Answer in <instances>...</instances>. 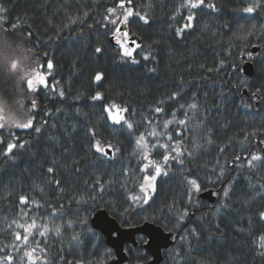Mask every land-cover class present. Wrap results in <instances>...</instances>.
I'll list each match as a JSON object with an SVG mask.
<instances>
[{
	"label": "trees",
	"instance_id": "obj_1",
	"mask_svg": "<svg viewBox=\"0 0 264 264\" xmlns=\"http://www.w3.org/2000/svg\"><path fill=\"white\" fill-rule=\"evenodd\" d=\"M117 3L0 0L6 9L0 13L6 57L0 97L8 109L19 111L21 122L33 120L28 129L0 127V247L5 248L0 256L11 252L14 264H28L29 248H12L13 221L30 223L35 217L49 229L43 237L35 231L29 241L44 250L38 253L41 264H108L114 252L89 222L104 209L121 227L149 222L171 232L172 244L162 251L160 264H264V249L257 246L264 235L259 218L264 212V0H205L192 10L189 28H184L190 13L180 8L183 0H132L133 10L148 20L132 17L123 29L129 33L124 43L135 49L132 57L122 56L112 25L105 26L107 9ZM252 4L255 10L245 13ZM178 28H184L180 36ZM246 61L254 66L251 78L242 73ZM36 68L47 86L29 91L24 75ZM97 92L103 99L94 101ZM111 103L129 109L131 133L110 124L103 109ZM193 103L197 108L189 109ZM158 104L164 109L160 114L154 111ZM173 112L186 127L173 123L165 137L170 133L181 141L183 163L170 159L163 166L168 174L153 182L148 203L133 201L144 175L154 173L140 171L144 161L135 140L144 133L150 145L156 143L147 133L153 127L164 131L163 121ZM97 140L119 151L101 156L91 147ZM9 142L17 147L5 156ZM163 151L152 150L150 158L162 162ZM253 155L261 159L249 166ZM190 179H197L199 192ZM205 190L213 191L215 203L198 198ZM21 196L28 198L26 205ZM144 242L138 235L136 246L125 244V264H148Z\"/></svg>",
	"mask_w": 264,
	"mask_h": 264
},
{
	"label": "snow or ice",
	"instance_id": "obj_2",
	"mask_svg": "<svg viewBox=\"0 0 264 264\" xmlns=\"http://www.w3.org/2000/svg\"><path fill=\"white\" fill-rule=\"evenodd\" d=\"M204 2L205 0H183V3L180 5V8H187L190 13L185 18L187 22L184 25V28L191 27V21L193 20V15L191 14L192 10L200 7L201 5L204 4ZM131 5H132V0H118V3L116 4V6L109 7L107 9L108 14L104 16V20L106 21L105 26H107L108 24L112 25V29H111L112 34L113 36L116 37V43L120 46L123 57H132L135 51V49L130 50V45L124 43L125 40H128L129 33L124 31L123 29L130 23V18L138 17L140 21H143L145 24L148 23L147 18L144 15H141L140 12L134 11ZM256 6L257 5L255 4L249 5L248 7L243 8V11L245 13H251L255 10ZM208 7L213 8L214 6L209 4ZM180 8L177 9L178 12L180 11ZM5 11L6 9L0 7V13L5 12ZM118 12L120 13L119 15L117 14ZM0 21H3V17H0ZM13 28H15V25H13ZM184 28H178L176 30V35L177 36L182 35ZM136 47L138 48L139 45L137 44ZM100 51H101L100 48L96 49V52L99 53ZM143 58L145 60H148L150 58L149 54H145ZM133 62L135 63L136 61L133 60ZM10 67L14 71L17 68V62L13 61ZM47 67L49 70H51L53 67L52 63L49 62ZM95 79L97 81H100L101 75L97 74L95 76ZM24 80H26L29 91H35L40 86H45V87L47 86V78L43 74V72L38 68L33 70L31 73H25ZM59 95L63 97L64 92L61 91ZM175 98H176V93H173L171 99L174 100ZM92 99L94 101L102 100L103 96L100 92H97L92 97ZM183 107L184 106L181 105V108ZM32 108L33 109L36 108L35 101L32 102ZM188 108L196 109L197 105L193 103V104L188 105ZM103 111L106 114V117L108 121L110 122V124L115 125V126H121L122 128L126 127L129 133L132 132L134 128V124L130 122L129 119H127V113L129 111L127 107L121 106L117 103H111V104L105 105ZM154 111L155 113L160 114L164 111V109L158 104V106L155 107ZM172 117H173L172 119L163 121L164 131L162 132L157 131L156 128L153 127L152 131L147 133V136H150L156 139V143L150 145L144 133H141L135 140L137 147L140 149V153H139L140 159L144 161L142 167L140 168V171L142 173H146L154 169L153 174L144 175V184L141 185V192L144 193L143 201L145 204L148 203V200L150 198L148 195V189L151 188L153 191L155 190L153 182L156 181V179L159 176L161 175L166 176L168 174L163 166L167 165L170 159L179 160V158L183 155V152L181 150V141L180 140L173 141L172 135L168 133L167 136L165 137V133L168 132L169 126L173 123H176L181 127H186V120L185 119L177 120L175 112H173ZM32 125H33V120L29 118L27 119L26 122H21V121L15 122L14 127L20 128V129H28L32 127ZM0 127H4V124H0ZM35 131L39 133L41 129L36 128ZM93 135H95V133H93ZM176 135L181 136L182 135L181 131L178 130ZM162 138L164 139L163 143L160 142ZM0 144H2V142H0ZM16 147H17L16 143L9 142L4 151V155L8 156L10 153H12L13 149H15ZM19 147L23 148L24 145L20 144ZM91 147L96 153H99L101 156H105V157H112L114 156L115 152L119 151V149L114 148V146L111 144L102 145L99 140L95 141L91 145ZM154 149L164 150L163 156H162V162H158L150 158L151 151ZM221 152H223V149H221ZM173 153L175 155H173ZM188 154L191 155L192 153L189 152ZM237 159H239V157H237ZM260 159H261L260 156L253 155L251 159L248 161L249 166L253 165V161H257ZM179 162L182 164L183 160H179ZM53 171L54 169L52 167H49L47 169L48 173H53ZM188 184L195 191L197 192L200 191V185L198 184L197 179L188 180ZM224 195L225 196L228 195L227 189H225ZM130 199L133 201H138L140 197L130 196ZM27 203H28V198L25 196H21L20 204L26 205ZM187 214H188L187 210L185 209L183 215H181L179 219L183 220L185 216H187ZM27 215L28 214L26 212L21 213L22 218H26ZM259 218L261 221H264V212L260 213ZM13 224L15 225V229H16V231L14 232V241L12 244L13 250L18 252L22 246L28 247L29 250L24 251V257L27 258L28 264H41L40 256L38 255V253H42L44 250L39 248V245H37L36 247H31L29 241H30V237L33 236V233L35 231H38L39 235L42 237L47 235L49 231L48 226L46 224L43 226L38 224L35 217L31 219L30 223L27 222V219H25L24 223L13 221ZM69 224H71V222H69ZM19 230H22L23 234H21V231ZM55 231L59 233L60 227L57 226L55 228ZM259 241L260 243L257 246L264 249V235L259 237ZM4 251H5V248L0 247V252H4ZM0 264H14V258H13L12 253L9 252L5 256H0Z\"/></svg>",
	"mask_w": 264,
	"mask_h": 264
},
{
	"label": "water",
	"instance_id": "obj_3",
	"mask_svg": "<svg viewBox=\"0 0 264 264\" xmlns=\"http://www.w3.org/2000/svg\"><path fill=\"white\" fill-rule=\"evenodd\" d=\"M131 40L133 41L134 38ZM113 45L115 46L114 43ZM131 45L133 44L131 43ZM256 51V47L251 49V53ZM241 69L245 77L251 78L254 74V66L248 61L243 63ZM198 198L210 203L216 202V196L213 195L212 190L200 192ZM89 222L91 228L102 234L105 244L114 252V256L108 264H125L128 258L124 246L127 243L136 246V236L138 235L145 238L143 250L150 256L148 264H160L163 258L162 251L168 249L172 244L173 234L171 232H166L161 227L149 222L133 227H121L104 209L95 211Z\"/></svg>",
	"mask_w": 264,
	"mask_h": 264
},
{
	"label": "rangeland",
	"instance_id": "obj_4",
	"mask_svg": "<svg viewBox=\"0 0 264 264\" xmlns=\"http://www.w3.org/2000/svg\"><path fill=\"white\" fill-rule=\"evenodd\" d=\"M2 51L3 50L0 48V66H1V64H3V61L6 60V57H5V55L3 54ZM9 64L11 65V63H9ZM10 69H11V67H10ZM0 84H2V81L0 82ZM6 104L7 103L4 102L1 99V97H0V124H4V126H15V122L20 121V113H19L18 110L12 111V110L8 109L6 107ZM142 184H144V182ZM151 190H152L151 188L148 189V195L150 194V191ZM135 196L140 197V199L138 200V202L141 201V200H143L144 193L141 192V187H140V190H139L138 194H136Z\"/></svg>",
	"mask_w": 264,
	"mask_h": 264
}]
</instances>
